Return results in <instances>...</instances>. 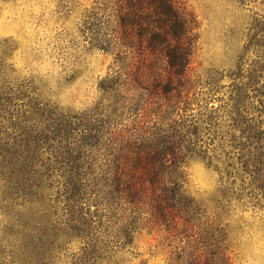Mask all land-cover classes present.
Segmentation results:
<instances>
[{"label":"trees","instance_id":"trees-1","mask_svg":"<svg viewBox=\"0 0 264 264\" xmlns=\"http://www.w3.org/2000/svg\"><path fill=\"white\" fill-rule=\"evenodd\" d=\"M95 3L84 25L90 45L114 57L112 74L99 84L112 105L78 114L28 105L12 124L0 167L23 182L16 192L20 211L7 232L18 243L13 259L51 264L76 240L82 245L76 264H102L131 249L145 222L176 245L170 264H232L203 234L204 212L183 190L180 170L188 160H206L208 143L220 139L216 111L197 117L191 105H182L196 17L183 0ZM248 36L247 48L262 49L250 72L256 77L264 72V18L254 21ZM163 77L160 97L157 79ZM169 91L170 105H153ZM245 113L234 105L229 124L230 142L241 150L264 139V124Z\"/></svg>","mask_w":264,"mask_h":264},{"label":"rangeland","instance_id":"rangeland-1","mask_svg":"<svg viewBox=\"0 0 264 264\" xmlns=\"http://www.w3.org/2000/svg\"><path fill=\"white\" fill-rule=\"evenodd\" d=\"M97 1L0 0V155L4 142L13 137L12 124L28 110L24 106L49 105L78 114L112 105V95L103 94L99 84L112 74L114 57L90 45L84 25ZM183 3L198 29L182 105H191L190 113L197 117L216 111L220 138L208 143L210 159L195 158L184 165L202 166L204 186H191L183 174V190L200 204L201 220L208 226L203 234L212 247L232 264H264V139L250 142L259 151L241 150L230 142L229 128L234 105H243L248 119L264 124V72L256 77L250 73L262 49L247 48L252 24L264 18V1ZM157 80L161 97L166 78ZM172 95L169 91L167 99L158 98L153 105H170ZM19 189L22 180L0 167V264H27L13 259L18 243L7 236L22 204ZM174 247L162 228L142 222L132 248L117 251L102 264H170ZM81 248L72 240L50 263L76 264Z\"/></svg>","mask_w":264,"mask_h":264},{"label":"clouds","instance_id":"clouds-1","mask_svg":"<svg viewBox=\"0 0 264 264\" xmlns=\"http://www.w3.org/2000/svg\"><path fill=\"white\" fill-rule=\"evenodd\" d=\"M181 172L184 174L185 179L191 186L194 187H203V172L202 166L199 164H193L190 168H186L184 166L181 167Z\"/></svg>","mask_w":264,"mask_h":264}]
</instances>
